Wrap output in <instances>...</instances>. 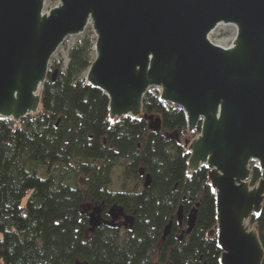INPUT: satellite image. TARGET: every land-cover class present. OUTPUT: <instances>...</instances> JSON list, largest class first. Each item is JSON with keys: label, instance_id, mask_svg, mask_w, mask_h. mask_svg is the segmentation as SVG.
I'll list each match as a JSON object with an SVG mask.
<instances>
[{"label": "water", "instance_id": "water-1", "mask_svg": "<svg viewBox=\"0 0 264 264\" xmlns=\"http://www.w3.org/2000/svg\"><path fill=\"white\" fill-rule=\"evenodd\" d=\"M0 0V118L20 121L39 113L51 61L70 36L91 25L93 61L86 82L109 97L111 121L143 115L149 89L182 108L190 173L208 169L216 196L220 264H263L264 247L252 225L264 206V0ZM237 29L232 44L210 39L219 25ZM152 131L161 118L147 116ZM180 141L177 132L167 135ZM261 170L252 185V166ZM151 177H146L149 186ZM197 210L188 217L187 233ZM123 214L119 208L113 219ZM181 206L177 212L183 221ZM103 222L91 213V232ZM170 222L164 232L170 234Z\"/></svg>", "mask_w": 264, "mask_h": 264}, {"label": "trees", "instance_id": "trees-1", "mask_svg": "<svg viewBox=\"0 0 264 264\" xmlns=\"http://www.w3.org/2000/svg\"><path fill=\"white\" fill-rule=\"evenodd\" d=\"M94 44L91 35L78 41L66 66L62 57L52 59L58 74L48 76L38 114L17 127L0 118V264H220L216 237L208 236L217 223L208 169L188 170L185 140L201 125L189 133L184 110L161 101L155 87L144 96L142 117L111 121L108 95L84 77ZM146 115L161 118L160 131ZM175 132L180 141L167 137ZM117 168L123 183L114 191ZM260 177L253 164L252 185ZM92 205L103 217L94 232ZM119 208L127 225L111 223ZM251 223L264 247V206Z\"/></svg>", "mask_w": 264, "mask_h": 264}, {"label": "rangeland", "instance_id": "rangeland-1", "mask_svg": "<svg viewBox=\"0 0 264 264\" xmlns=\"http://www.w3.org/2000/svg\"><path fill=\"white\" fill-rule=\"evenodd\" d=\"M59 4V0H46L45 2V11H48L49 9L57 6ZM237 33V29L234 25H219L217 27L216 30H214L211 35H210V39L221 46H227V45H231L235 36ZM91 35V36H95L94 34V30L93 27L91 25H89L85 31L80 34V35H75V36H70L66 39V41L64 42L63 45H61V47L59 48V50L57 51V53L54 55L53 58H59L62 57L63 61H64V65L66 66V64L69 62V50L80 40H82L83 38H85L86 36ZM95 56V52L93 53V58ZM85 76V75H84ZM196 137V136H195ZM190 139V138H187ZM186 139V140H187ZM193 139V138H192ZM255 165V164H254ZM41 169L38 170V173L41 177H46L45 174V168L43 165H40ZM122 172L120 171L119 168L116 169L115 171V175H114V182L112 184V189L114 191H119L122 189ZM96 207H100L98 205H92L90 206V210L93 212V210ZM101 209V208H100ZM118 209L114 210L113 212L116 213ZM91 212V213H92ZM124 220L122 217L119 218V220H117L116 222L121 225H123ZM1 263V260H0Z\"/></svg>", "mask_w": 264, "mask_h": 264}, {"label": "flooded vegetation", "instance_id": "flooded-vegetation-1", "mask_svg": "<svg viewBox=\"0 0 264 264\" xmlns=\"http://www.w3.org/2000/svg\"><path fill=\"white\" fill-rule=\"evenodd\" d=\"M113 213H114V212H113V211H111V215H112V216H113ZM120 217H122L123 219H125V220H124V222H125V224L127 225V221H128V220H127V218H125V217L123 216V214H122ZM120 217H119V218H120ZM119 218H118V219H116V220H114V219H113V217H112V222H111V223H113V222H115V221L119 220Z\"/></svg>", "mask_w": 264, "mask_h": 264}, {"label": "built area", "instance_id": "built-area-1", "mask_svg": "<svg viewBox=\"0 0 264 264\" xmlns=\"http://www.w3.org/2000/svg\"><path fill=\"white\" fill-rule=\"evenodd\" d=\"M228 46H230V45H227V46H225V47H228ZM23 119H24V118H22L20 121H15L14 126L17 127L18 125H20V124L23 122Z\"/></svg>", "mask_w": 264, "mask_h": 264}]
</instances>
